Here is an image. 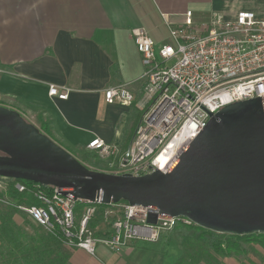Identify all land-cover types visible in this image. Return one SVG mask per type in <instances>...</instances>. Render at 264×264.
<instances>
[{"label": "crops", "instance_id": "crops-1", "mask_svg": "<svg viewBox=\"0 0 264 264\" xmlns=\"http://www.w3.org/2000/svg\"><path fill=\"white\" fill-rule=\"evenodd\" d=\"M187 10L196 21L207 20L212 12L233 17L240 10H251L264 20V0H0V66L9 71L0 77V99L8 108L33 116L39 129L46 126L48 136L77 159L88 156L86 145L94 137L123 150L141 116L145 82L131 32L143 28L158 47L170 41L167 21L180 22ZM50 84L68 87V97L49 96ZM120 84H128L134 101L106 103L104 90ZM25 219L30 218L24 213L14 217L19 226ZM171 245L172 241H133L114 251L99 243L94 256L68 248L69 260L177 264L183 247L171 261ZM217 260V264H250L232 256Z\"/></svg>", "mask_w": 264, "mask_h": 264}, {"label": "built area", "instance_id": "built-area-1", "mask_svg": "<svg viewBox=\"0 0 264 264\" xmlns=\"http://www.w3.org/2000/svg\"><path fill=\"white\" fill-rule=\"evenodd\" d=\"M167 27L170 41L158 47L143 28L131 32L144 66L142 112L125 149L100 137L87 143V151L107 163L100 171L137 176L155 169L166 172L209 120L200 105L215 113L227 104L264 95V20L253 11L240 10L233 17L212 12L207 20L196 21L187 10L180 22L167 21ZM8 72L0 66V77ZM69 92L65 86H48L49 96L58 99H66ZM104 98L108 104L128 105L135 97L128 84H120L106 88ZM0 105L5 106L1 99ZM14 187L35 201L25 197L14 205L18 211L47 232L60 233L67 248H81L93 256L99 243L118 251L133 241L155 242L177 224H193L167 215L150 224L146 206L120 201L104 208L105 219L112 220L106 236H96L91 221L99 206L56 194L53 186L47 190L37 183L16 182ZM6 189L7 178L0 177V193ZM0 202L11 200L4 194ZM79 202L88 204L77 219Z\"/></svg>", "mask_w": 264, "mask_h": 264}, {"label": "water", "instance_id": "water-1", "mask_svg": "<svg viewBox=\"0 0 264 264\" xmlns=\"http://www.w3.org/2000/svg\"><path fill=\"white\" fill-rule=\"evenodd\" d=\"M210 116L162 172L115 174L87 167L12 108L0 105V177L53 186L92 204L146 206V222L182 216L204 229L264 234V95Z\"/></svg>", "mask_w": 264, "mask_h": 264}, {"label": "trees", "instance_id": "trees-1", "mask_svg": "<svg viewBox=\"0 0 264 264\" xmlns=\"http://www.w3.org/2000/svg\"><path fill=\"white\" fill-rule=\"evenodd\" d=\"M48 128L44 126L40 130L48 135ZM80 161V160H79ZM92 169L99 170L96 162H92ZM85 165V164H84ZM87 166V165H86ZM24 183L28 186L35 184L24 179L7 178L6 192L0 196L7 195L11 203L0 202V263L1 264H71L70 249L62 242L60 233L47 232L36 225L31 219H25L23 226L14 221L16 214L20 213L14 205L23 202H35L28 193H19L14 184ZM51 186L45 189H51ZM88 203H78V212ZM95 204V203H94ZM105 208L106 204H95ZM175 228L184 229L187 234L183 238V255L177 264H217L218 255L231 256L243 253L242 243H259L264 248V234L250 233L246 235L224 234L221 239L219 233L204 229L197 225L177 224Z\"/></svg>", "mask_w": 264, "mask_h": 264}, {"label": "rangeland", "instance_id": "rangeland-1", "mask_svg": "<svg viewBox=\"0 0 264 264\" xmlns=\"http://www.w3.org/2000/svg\"><path fill=\"white\" fill-rule=\"evenodd\" d=\"M203 20H205V19H203ZM118 104L125 105V104H121V103H118ZM128 105H130V104H128ZM141 112L139 111V113H141ZM134 116L135 117L137 116V114L135 112H134ZM23 117L31 123L33 121L34 122L36 121V119L33 116H31L30 114H27L25 112H23ZM132 120H133V118H132ZM124 121L125 120L123 119L122 122H124ZM127 123L128 124L130 123L129 119L126 121V124ZM85 153H89L88 156L85 155L83 157H78L79 158L78 160H81L80 162H82L83 164L90 166L89 163H90V161H92V162H96L97 166L102 167V168L107 165L106 161L101 160L96 153H92V152H85ZM103 211H104V208H98V211L94 214L92 221H91V226L94 228L96 236H98V233L101 231L107 232L109 227H110V221L112 220L111 216H109V217H107V219H105ZM20 213L22 214V212H20ZM79 216H80V213L77 214V219L79 218ZM186 234H187V232L182 228H175V229L172 228L168 231L163 232V234L155 242L157 243V242L161 241L162 244H165L168 241H172V245L168 247V250H169L168 253L170 254L169 258L171 260V258L177 257V255H179L181 253L182 241H183V238L186 236ZM219 235H220L221 239L224 238V234L219 233ZM242 247L244 249L243 253L232 254L231 256L239 259V261L246 260L250 264H253L250 262L251 259L253 261H258V262L264 263V258L262 257V255L264 256V248L259 243H251V244L242 243ZM216 257L222 258L221 255H218Z\"/></svg>", "mask_w": 264, "mask_h": 264}]
</instances>
